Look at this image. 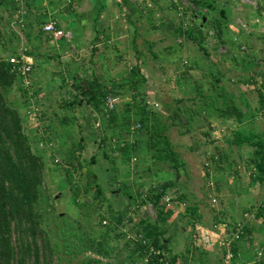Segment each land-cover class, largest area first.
Returning <instances> with one entry per match:
<instances>
[{
  "label": "rangeland",
  "instance_id": "1",
  "mask_svg": "<svg viewBox=\"0 0 264 264\" xmlns=\"http://www.w3.org/2000/svg\"><path fill=\"white\" fill-rule=\"evenodd\" d=\"M223 1L217 0L219 6ZM226 7L223 16L220 8L212 10L194 0H0V56H16L15 49L30 53L34 60L33 68L18 79L8 98L21 103L24 129L33 150L44 159L41 222L49 230L52 245L59 240L64 250L60 257L58 251L63 250L55 248L52 264H81L84 257L100 256L88 248L81 250L76 234L77 229L86 230L89 225L81 216L83 211L90 212L93 225L100 227V213L95 211L98 207L92 202L83 206L75 202L70 188L76 182L95 179V174L108 197L103 208L111 203L115 211L122 209L126 213L124 221L113 228L111 236L116 239L107 243L112 260L117 258L118 264H150L148 255L142 257L137 250L130 255L132 244L128 240L138 241L139 220L148 214L155 218L161 206L173 210L162 223L163 237L168 242L164 249L166 264H190L197 254L200 262L195 264H201L215 255L206 248L211 246L205 239L208 234L196 217L207 224L220 221L215 213L225 206L223 196L231 194L228 186L235 180L247 182L252 178L248 156H238V152H251L252 145L230 144L235 130L246 120L241 123L235 117H221L217 108L206 111L196 104V99L207 94L204 90L213 98L215 92L225 88L236 95L238 102L250 99L256 105L258 87L264 82V0H229ZM210 14L222 18L225 29L221 37L209 22ZM50 18H55L69 35L59 37L46 32L44 24ZM190 26L195 27L198 36L189 38L181 33V28ZM223 38L225 42L220 41ZM249 52L254 54L253 62L247 60L251 59L246 57ZM133 66L146 76L136 100L124 79ZM92 72L109 82L117 81L119 91L114 93L118 97L114 103L120 124L125 114L131 120L135 117V111L127 108L128 102L135 100L146 102L150 110L147 123L160 120L169 125L167 133L182 160L179 168L155 162L151 153L140 151L141 146L128 159L116 147L117 135L133 139L136 132H128L114 121L108 123L85 101L71 104L75 95L73 75ZM248 75L253 79L248 81ZM122 81L124 85L119 84ZM218 97L217 101L222 99L220 92ZM258 111L257 119L246 123L245 133L264 135V111ZM217 117L222 121L212 119ZM131 125L134 127L136 122ZM104 134L107 139L102 143ZM62 155H69L77 166H70L64 159L73 168L72 181L68 183L61 168ZM239 168L241 172L236 174ZM171 180L175 183L158 205L148 196L145 201L139 198L140 191L148 192L152 186L159 191V185ZM94 187L93 184L91 193L81 191L79 200H88ZM193 205L198 212L192 211ZM259 205L263 206L264 200L249 211H256ZM257 217L264 218V213ZM239 220L242 221L238 219V223ZM110 222L106 217L103 225ZM247 226L248 222L245 231ZM120 231L125 236L117 235ZM230 238L228 245L232 243ZM176 257L179 263H173Z\"/></svg>",
  "mask_w": 264,
  "mask_h": 264
},
{
  "label": "trees",
  "instance_id": "2",
  "mask_svg": "<svg viewBox=\"0 0 264 264\" xmlns=\"http://www.w3.org/2000/svg\"><path fill=\"white\" fill-rule=\"evenodd\" d=\"M194 1L200 5L205 4L212 10L220 8L223 16L226 14V5L229 2V0H225L219 6L217 0ZM209 22L213 25L216 35L221 37L225 29L222 18L215 15L211 16L210 14ZM181 33L189 38L199 35L194 26H190L185 30L181 28ZM220 41L225 42L226 39L223 38ZM203 47H205L206 53L209 54L206 44H203ZM13 52H16L14 54L17 57L21 56V52H17L15 49ZM249 56H251V59L247 60L253 62L252 56L254 54L249 52L246 57ZM10 57L0 56V264H52L55 248L60 250L62 246L59 240H56L55 244L52 245V240L49 238V230H45L41 222L42 211H40L39 202L43 195L44 159L43 156L33 150L31 138L24 129L23 116L20 112L21 103H17L14 100L10 101L8 98V92L14 87L18 79L25 76V74L17 70L16 64L18 65L19 63H14L10 60ZM247 67H250V65ZM139 71L137 66H133L124 77L130 85L133 99L141 93L142 83L146 80V76ZM261 74L264 76V71ZM216 78L220 79L221 77L218 76ZM251 79H253L252 76L248 75L247 80L250 81ZM119 84L124 85L125 82L122 81ZM117 86V81L109 82L104 80L96 72L88 75L77 73L73 75L72 88L75 91V95L71 100V104L85 101L92 105L95 110L100 111L102 114L100 115L105 117L108 123L114 121L115 125L125 127L128 132H136L133 139L117 135L116 147L121 149L128 159L131 157L132 152H139V146H141L140 151H143L144 154L151 153L155 162H168L169 167L179 168L182 160L178 152L173 148L172 140L167 133L169 125L160 120L153 121L151 124L147 123V119L150 117V110L146 102L137 103L135 101L136 98L134 101H129L127 108L135 111V117L131 120V116L125 114L123 117L124 125L118 122L119 110L117 104L110 105L107 103L108 96L114 95V93L119 91ZM258 89L259 98L256 105H253L249 101L250 99L246 100V103L238 102L236 95L228 93L225 88L218 90L222 94V99L218 101L216 100L218 92H215L213 98H210L208 96L210 92L204 90L203 93L207 94L201 96L202 99H196V104L206 111L211 108H217L221 117H235L237 120H241V123L246 120L243 123L244 125L238 126L235 130L230 144L237 147H241L244 143L252 145L250 157L248 156L249 161H247L253 169L251 177L254 180L264 182V135L255 134V132L245 133L244 131L248 121L257 119L258 110L264 111V82ZM107 113L109 117H106ZM132 122H136L134 127L131 125ZM141 125L144 128H140ZM106 139L107 135L104 134L103 138H101L102 143ZM123 139H125L124 144L121 143ZM62 159L61 168L67 177L66 181L68 183L72 181L73 175V168L70 166L72 165L74 168H77V166L73 161L69 160V155L67 157L62 155ZM64 159L66 162H70V166L64 163ZM79 165L82 167L80 162ZM81 173L84 174L83 169ZM95 176L93 180L87 179L88 181L82 184L81 182H76L70 187L73 191L75 202L80 203L82 206L85 203L92 202L98 207L95 211L100 213V227L93 225V217L90 212L83 211L81 213V216L89 224L86 230H81L80 228L76 230V234L81 240V250L88 248L90 252L93 251L100 254V256L89 255L82 258L81 264H118L117 258L111 259V247L108 244L116 239L111 236L113 228L124 221L126 213L122 209L115 211L111 203H108L107 207L103 208L108 197L104 194L102 185L97 180V174ZM174 183L175 181L171 180L159 185V191H156L153 188L154 186H152L148 192L140 191L138 196L142 201H145L148 196L153 200L154 205H158L160 198L165 195L168 187ZM93 184L95 185L94 193L88 197V200L81 202L79 200L81 191L91 193ZM117 194L118 191L114 193V197ZM191 208L195 212V206ZM172 213L173 210L171 208H166L165 210L164 206L163 208L161 206L159 209L157 208L155 218L150 217L152 214L144 215L139 220L137 227L138 238L136 239L138 241L133 238L128 240L132 244L130 255H133L135 250H137L142 257L148 255L147 261L150 264H166L164 260H161V257L164 258V249L168 243L167 238L163 237L165 229L162 227V223ZM253 213L257 216L263 214L264 205H259L258 209ZM106 217L111 222L103 225V220ZM80 221L82 222V219ZM81 222L79 225H82ZM98 229H100V235L96 234L97 237H95V232ZM118 234L125 236L123 231ZM68 245L71 246L70 244ZM63 253L64 250L58 251V256L62 257ZM74 255L78 254L75 253ZM173 263L175 262L173 261Z\"/></svg>",
  "mask_w": 264,
  "mask_h": 264
},
{
  "label": "crops",
  "instance_id": "3",
  "mask_svg": "<svg viewBox=\"0 0 264 264\" xmlns=\"http://www.w3.org/2000/svg\"><path fill=\"white\" fill-rule=\"evenodd\" d=\"M106 11L107 13H111L108 11V9ZM103 15L104 14H102V16ZM219 118L220 117L212 119L221 122L222 119ZM250 153L251 152L248 151L247 154L244 155L243 153L239 154L238 152V156L243 158V156H249ZM240 172L241 170L239 168V170L236 171V174H240ZM248 179L249 180H247V182H243L245 180L236 182L235 180L233 185L228 186V193L231 194H226L223 196L225 205L224 208H222L221 212H214L217 217L220 216V221L216 219L213 224H207L205 221H200L201 217H196L198 225H201L202 230L205 226V233L208 234V236L206 235L205 239L211 246L210 248H206L209 249V253H214L215 251L216 255L215 256L212 254L210 258L206 259L205 262H201V264H216L218 262L220 264H263V262H261L257 256V251L260 248L264 249V218L255 216L252 214V211H249V208L254 204H258L260 201L264 200V182L254 180L253 178ZM193 206L196 208L195 212H198V207L196 205ZM226 206L228 207L226 208ZM245 210L248 212L244 213L243 215ZM199 213L202 212L199 211ZM238 219H241L242 222H248V226L243 236L241 235V238L232 241L229 246L226 243L228 238L232 237L233 231L237 225L236 223H238ZM229 249H232L233 251L231 258L226 256V253ZM198 256L199 254L193 258L191 257L192 259L190 258L191 262L189 263L195 264L197 261L200 262V260L197 258ZM219 257H221V260ZM217 260L218 262H216ZM177 262H180L178 258L175 263Z\"/></svg>",
  "mask_w": 264,
  "mask_h": 264
},
{
  "label": "built area",
  "instance_id": "4",
  "mask_svg": "<svg viewBox=\"0 0 264 264\" xmlns=\"http://www.w3.org/2000/svg\"><path fill=\"white\" fill-rule=\"evenodd\" d=\"M44 29L46 32L51 33L55 36H59V37L63 36V35H69V33L66 32L65 29L62 26H60L58 24L57 20L54 18H50L47 22H45ZM10 60L13 61L14 63H19L18 65L16 64V67H17V70L20 71L22 74H27L32 69V66L34 63L33 57L30 54L25 53V52L21 53L20 57L11 56ZM116 99H117V96L110 95L107 98V103L110 105H113L114 101ZM245 226H246V221H244V222L240 221L236 225V227L233 231L232 237L229 239V243H231L232 241L241 237V235L245 231ZM232 255H233V251H232V249H229L227 251L226 256L228 258H231ZM258 257L264 263V250L258 251ZM161 260H164L165 262L167 261V259H165V257L164 258L161 257Z\"/></svg>",
  "mask_w": 264,
  "mask_h": 264
}]
</instances>
